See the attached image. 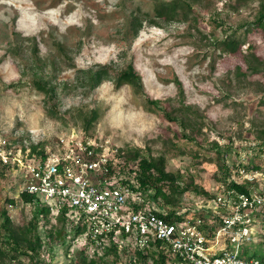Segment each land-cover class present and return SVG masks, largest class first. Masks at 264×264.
I'll list each match as a JSON object with an SVG mask.
<instances>
[{
	"label": "rangeland",
	"instance_id": "1",
	"mask_svg": "<svg viewBox=\"0 0 264 264\" xmlns=\"http://www.w3.org/2000/svg\"><path fill=\"white\" fill-rule=\"evenodd\" d=\"M156 1L0 0V137L14 152L40 154L33 145L56 148L74 130L101 145L114 164H122L116 149L138 148L141 154L163 155L167 168L183 172L197 190H215L222 172L209 142L231 141L227 160L235 163L233 146L264 130V69L251 73L245 61L250 52L264 59V33L241 29L254 18L259 0H197L187 15L158 24L143 21L134 34L132 13L137 8L140 16L153 13ZM233 30L244 39L241 52L211 44ZM34 43L38 61L30 59ZM99 64L110 65V71L92 86L86 73ZM126 66L139 75L142 92L134 83L116 82L115 72ZM35 75L53 87L54 105L33 85ZM147 97L173 113L189 107L182 111L185 127L166 119ZM251 159L264 163V157ZM20 174L21 168H0V209L13 227L27 226L43 239L41 264L69 262L73 254L68 252L79 248L74 242L67 250L69 241L60 243L69 237L66 228L55 241L47 235L55 222L52 214L33 227V207L19 196ZM177 198L192 211L204 196L189 188ZM258 219L255 239L243 246L242 255L264 251V218ZM107 258L108 264H124L126 257L123 263ZM6 263L0 253V264ZM11 263L29 261L21 255Z\"/></svg>",
	"mask_w": 264,
	"mask_h": 264
},
{
	"label": "built area",
	"instance_id": "2",
	"mask_svg": "<svg viewBox=\"0 0 264 264\" xmlns=\"http://www.w3.org/2000/svg\"><path fill=\"white\" fill-rule=\"evenodd\" d=\"M239 144L233 146L237 161L230 164V179L244 183L245 190L220 186L200 202V215L179 221L165 219L149 205L133 209L130 202L141 198L120 181L123 173L111 170L120 164L74 130L43 154L14 152L0 137V165L21 168L19 193L44 203L50 214L65 212L74 223L82 220L85 230L72 244L89 254L111 246L109 256L127 264L134 261L136 249L159 241L167 255L164 264H264L242 255L243 246L255 239L258 218H264V163H251V158L264 157V143L249 138Z\"/></svg>",
	"mask_w": 264,
	"mask_h": 264
},
{
	"label": "trees",
	"instance_id": "3",
	"mask_svg": "<svg viewBox=\"0 0 264 264\" xmlns=\"http://www.w3.org/2000/svg\"><path fill=\"white\" fill-rule=\"evenodd\" d=\"M197 0H157L153 7V13L143 12L140 16V9L137 8L136 12L132 13L130 18V27L133 33L136 34L138 29L141 27L143 21H147L149 24H158L159 20L167 21L173 19L175 15L182 13L187 15L189 11L193 10V3ZM213 17V16H212ZM222 21H220L221 23ZM241 29L246 31L247 29L256 30L259 29L264 33V0H259V6L257 12L251 20L246 23L241 24ZM240 30V28H239ZM241 34L236 35V31L233 30L226 34L223 39H218L215 37L211 44L214 47L220 48L224 52L237 54L241 52L244 39L241 38ZM36 44H33L31 48L30 59L32 61L37 60L38 56L36 54ZM249 58L246 57L247 69L251 73H255L261 69H264V59L259 58L255 53L250 52L248 54ZM110 71V65L99 64L97 68L90 69L87 71V80L92 86H96L100 83L102 78L108 75ZM115 79L118 84L124 82L134 83L138 87V91L142 92V86L140 82V77L137 72L130 66H126L115 72ZM33 85L42 91L50 104L54 105V89L49 86V83L42 76H33L31 79ZM178 83L179 88L180 83ZM181 89V88H180ZM146 101L151 106L155 107L156 110L162 112L163 116L168 120L176 121L180 126L185 127V122L183 120V113L189 110V107H185L182 111L178 113H173L166 109L164 105L160 103L158 99L146 98ZM84 128L87 130L91 123V117L85 118ZM183 137L190 140H194L192 135L182 132ZM253 138H258L261 143L264 142V130H258V133ZM228 142L221 145L218 140H213L209 142V148L216 152V160L218 162L217 168L222 172L221 176H217L218 184L216 189L205 190L203 188L196 189L194 184L190 179H187L183 172L179 170L172 171L167 168L166 159L163 155L152 156L151 154H141L138 148H132L129 150H118L117 155L122 160V165L117 167H111L112 171H116V174L123 173V177L120 181L127 184L132 189H134L139 195V201H132L131 207L133 209L142 208L148 203H150L153 211L157 214L163 216L169 221H179L187 217H194L200 215L199 209H194L190 211L189 207L185 206L177 196L181 193L187 191L189 188L195 189L197 193H201L204 197H211L216 192L217 189L222 186L225 188H234L239 191L245 190V184H237L232 182L230 179V162H228V157L231 152V144ZM33 151L43 154V148L36 149L32 146ZM130 159H133V165L126 167ZM1 170L6 168L5 165H0ZM126 168V169H125ZM21 201L29 203L33 207V215L30 223L35 229L38 227V223H46L49 221V208L44 203L37 199H34L32 195L26 193L19 194ZM161 199V203L158 201ZM12 201V200H10ZM155 204V205H154ZM196 211V212H195ZM54 225L50 226L46 230L47 235L50 236L52 241H55L60 237L61 229L66 228L68 238L60 240V243L67 244V250L73 240L82 234L85 230V223L79 220L74 223L71 218H69L65 212H61L57 216H54ZM27 226L21 228H15L12 226L9 216L4 209H0V253L4 256L6 264L11 263L12 260L18 259L21 255L28 258L29 264H41V249L43 248V239L34 235L27 230ZM149 248L152 249L149 250ZM112 251L111 246L103 248L102 252L89 254L83 249H76L73 252H68L69 255L73 254L69 262L65 264H108V256ZM157 252V258H154L153 252ZM246 253V252H245ZM244 253V255H246ZM247 257H255L264 261V251L259 252L255 250ZM167 259V255L161 250L160 242L153 241L149 243V247L135 250V258L133 262L127 264H145L146 261H151L153 264H164Z\"/></svg>",
	"mask_w": 264,
	"mask_h": 264
}]
</instances>
